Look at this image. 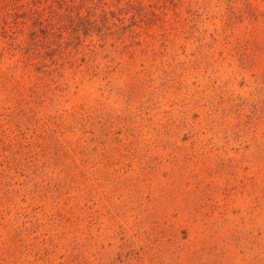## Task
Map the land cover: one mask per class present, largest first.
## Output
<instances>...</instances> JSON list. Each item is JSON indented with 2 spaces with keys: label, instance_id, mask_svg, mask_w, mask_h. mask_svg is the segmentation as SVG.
Segmentation results:
<instances>
[{
  "label": "rangeland",
  "instance_id": "1",
  "mask_svg": "<svg viewBox=\"0 0 264 264\" xmlns=\"http://www.w3.org/2000/svg\"><path fill=\"white\" fill-rule=\"evenodd\" d=\"M165 1L0 0V264H264V0Z\"/></svg>",
  "mask_w": 264,
  "mask_h": 264
},
{
  "label": "trees",
  "instance_id": "2",
  "mask_svg": "<svg viewBox=\"0 0 264 264\" xmlns=\"http://www.w3.org/2000/svg\"><path fill=\"white\" fill-rule=\"evenodd\" d=\"M112 1V0H111ZM117 3H120V0H116ZM128 6H130V8H135V6H138L139 11L137 12L140 15V20H139V24L141 25V27H145V28H150V27H155L158 24H156V22L162 20V18H164L167 13L166 12H161L162 9H167L166 6V1L164 4H160V0H152V3H150L149 5H147L143 0H126L125 2ZM170 3L174 6L177 7L179 1L177 2L176 0H170ZM146 6H148L146 8ZM151 7L150 10H148V8ZM151 16V17H150Z\"/></svg>",
  "mask_w": 264,
  "mask_h": 264
}]
</instances>
